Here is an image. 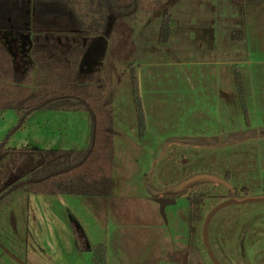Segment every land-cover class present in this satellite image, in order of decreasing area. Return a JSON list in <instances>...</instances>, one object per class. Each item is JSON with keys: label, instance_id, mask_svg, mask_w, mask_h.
Here are the masks:
<instances>
[{"label": "rangeland", "instance_id": "rangeland-1", "mask_svg": "<svg viewBox=\"0 0 264 264\" xmlns=\"http://www.w3.org/2000/svg\"><path fill=\"white\" fill-rule=\"evenodd\" d=\"M215 1L222 44L238 59L232 65L183 49L179 12L210 17ZM244 1L136 0L128 15L113 10L111 35L94 52H105L104 85L113 96V194L10 193L0 200V264H96L90 248L100 245L106 264H264V1L249 3L243 15L237 3ZM177 12L172 39L162 42L165 17L172 28ZM239 31L246 38L236 47ZM230 72L242 84L238 96L222 97L231 103L215 112L216 89L199 81L221 76L224 83ZM17 121L13 110L0 112V142ZM90 136L88 113L40 110L8 145L86 149Z\"/></svg>", "mask_w": 264, "mask_h": 264}, {"label": "trees", "instance_id": "trees-1", "mask_svg": "<svg viewBox=\"0 0 264 264\" xmlns=\"http://www.w3.org/2000/svg\"><path fill=\"white\" fill-rule=\"evenodd\" d=\"M135 7L136 0H0V84L12 85V90L0 88V112L13 110L18 116L16 126L0 142V200L15 191L88 197L113 194V96L104 85L105 52L102 56L93 52L99 40L106 46L113 10L128 15ZM170 19L165 17L162 42L170 39ZM237 83L241 87L238 77ZM133 87L144 135L146 117L135 74ZM40 110L88 113V147L9 146L12 136ZM189 201L199 209V201L192 196ZM92 251L96 264H106L104 245Z\"/></svg>", "mask_w": 264, "mask_h": 264}, {"label": "crops", "instance_id": "crops-1", "mask_svg": "<svg viewBox=\"0 0 264 264\" xmlns=\"http://www.w3.org/2000/svg\"><path fill=\"white\" fill-rule=\"evenodd\" d=\"M259 1H262V0H259ZM251 2L253 3V0H245L242 3H237L238 5L240 4V6L242 8L241 13L243 15H244L245 8ZM216 3H217V1H215V5L213 4L214 14L211 15L210 17H208L207 15L201 16L198 13L193 14L196 16V17H194L193 15L190 14L189 11H186L184 13L179 12V13H181V15L182 14L184 15L183 25H182V30H181V31H183V34H182V39H183L182 41L184 44L183 49L188 55H191L193 53L205 54V56L208 57V58H206L205 63H207L209 61V63H211V64H220V65H223V64L229 65L230 64V65H232L234 63H238V62H236V61H238V59H237V56L235 54L233 55V52H230L232 49L231 46H228V44H226V46H223V44H222L223 20L221 19L220 14H219L220 10H217L218 5H216ZM171 15H172V21H174L173 22L174 25L171 28L172 33L170 35V39L167 42V44L172 39L173 32L178 27V22L180 20V19H178V16H179L178 12H177L176 16H175V13H173ZM206 18L208 20H205ZM177 20H178V22H177ZM202 20H204V21H202ZM243 20L244 21H242L241 24L244 25V23H245L244 17H243ZM235 36L237 38V42H236V47H237L238 42L245 39L246 35L244 32L239 31L238 35H235ZM191 38H193V40L195 39L199 44L198 45L194 44V43L192 44ZM233 56H234V58H233ZM211 64L209 66H212ZM209 73H211V71H209ZM214 73L216 75L217 71ZM232 79H233V73L230 72L229 79L225 80L224 83H223L221 76H219L220 82L219 81H215L214 83L212 81L208 82L205 78L203 80L199 81V87L201 86V87H204L206 89H209V88H215L216 89L215 97H217L216 98L217 107H216L215 112L221 113L222 110L224 108H227L228 105L231 103L230 102L231 98L238 96V92L236 91V88H238L237 83L235 84L234 83L235 80L234 79L232 80ZM222 97L230 98V101L227 100L226 102H223ZM223 104H225V106ZM90 250H92V249L90 248Z\"/></svg>", "mask_w": 264, "mask_h": 264}, {"label": "flooded vegetation", "instance_id": "flooded-vegetation-1", "mask_svg": "<svg viewBox=\"0 0 264 264\" xmlns=\"http://www.w3.org/2000/svg\"><path fill=\"white\" fill-rule=\"evenodd\" d=\"M101 45H102V42H101L100 40L97 41L98 49H95L94 52H95L96 50H97V51L100 50V48L103 47V46H101ZM94 52H93V53H94ZM94 55H95V54H94Z\"/></svg>", "mask_w": 264, "mask_h": 264}]
</instances>
